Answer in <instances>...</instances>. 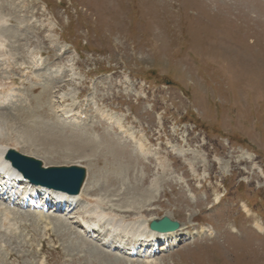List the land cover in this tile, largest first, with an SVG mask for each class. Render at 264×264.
Instances as JSON below:
<instances>
[{
    "label": "rangeland",
    "instance_id": "1",
    "mask_svg": "<svg viewBox=\"0 0 264 264\" xmlns=\"http://www.w3.org/2000/svg\"><path fill=\"white\" fill-rule=\"evenodd\" d=\"M19 1L0 0L9 29L0 41V68L12 60L0 75V98L8 96L3 108L9 84L11 101L28 110L34 130L93 132L97 144L87 157L58 150L47 162L38 152L16 150L44 167H84L89 181L82 199H88L57 216L62 224L25 212V222L34 225L24 226L20 212L10 210L16 215L7 225L19 223L18 236L0 230V264H264V237L251 229L256 220L264 226V0ZM17 25L23 28L15 33ZM19 68L38 85L18 79ZM100 110L121 119L139 152L99 122ZM69 111L92 126H63L61 115ZM94 181L99 184L91 187ZM128 189H152L147 210L122 203ZM216 197L221 204L208 210ZM89 202H101L126 225L140 211L145 219L166 216L187 229L209 223L217 236L172 245L151 263L111 259L69 226L82 216L104 223L86 213ZM227 225L240 235H230Z\"/></svg>",
    "mask_w": 264,
    "mask_h": 264
},
{
    "label": "bare ground",
    "instance_id": "2",
    "mask_svg": "<svg viewBox=\"0 0 264 264\" xmlns=\"http://www.w3.org/2000/svg\"><path fill=\"white\" fill-rule=\"evenodd\" d=\"M5 23H6V16L0 13V41H2V38H5V36L8 34V30H6V28H5V25H6ZM0 54H3V52L0 51ZM2 87H3L2 82H0V88H2ZM3 91L1 93H3ZM7 97L8 96L6 94L0 98V106H2V104L6 103ZM2 110L5 111L4 108ZM2 110L0 111V177L1 176L7 177L6 182L3 183L4 185L7 186V189L14 186L12 180L14 181L18 177V175H16V173L12 169H10L9 162L4 160V154L6 153L7 150H14V151L21 150L22 153L30 154V155H32L34 152H35L34 153L35 155H38V154H36V152H38L42 155V156H40V155H38V156H40L41 158H43V160H45V162H47V158H48L47 155H50V154H52L58 150H62V151L66 150V151L72 152V153H81V156H80L81 158L87 157L88 156L87 152L89 150H91L92 147L95 148V145L97 144L96 141L94 140V137L92 138V136H91V134L93 132H91V133L90 132H84V133H80V134L72 133L73 135L72 134L63 135L62 133L52 134L55 131V130H53L54 129L53 127H49L50 129H48L49 131L52 130V133L49 131H48L49 133H47V132H45L46 130L45 131L34 130L36 128V126H33V125L29 124V122H28L29 119H31L32 117H29V114L25 110H23V111L22 110H13L12 113H14V114L8 113V112H3ZM99 116H100L101 122H103L104 124H107L109 127H115L117 130L121 129V127H122L121 122L122 121L115 113H109L108 111H102V112H100ZM26 123H28V125L24 126V125H26ZM21 125H22V127H20ZM43 125H47V124H43ZM47 126H45V127H47ZM45 127H44V129H45ZM88 133H90V135H88ZM95 136H97V134H95ZM105 139H107V138H105ZM100 141H102V140H100ZM111 142H113V141L111 140ZM109 143H110V141H109ZM113 143H111V144H113ZM103 145H105V144H103ZM103 145H102V147L105 148V146H103ZM108 146H110V145L108 144ZM99 147H101V146H99ZM87 148H89V149H87ZM107 148H109V147H107ZM117 148H118V146H117ZM109 149H112V148H109ZM114 150H115V148H114ZM95 152H97V151H95ZM102 153L103 152H101L100 155ZM104 154L105 153H103L102 156ZM117 154L119 155V153H117ZM94 155H95V153H94ZM31 158H33V157H31ZM87 159H89V158H87ZM88 162H90V161H88ZM119 169L121 170V168H119ZM113 170H114V168H113ZM116 176H118V175H116ZM121 179H123V177H121ZM88 181H89V177L87 179L86 184L84 183L80 193L76 196H67V195H62V194L57 193L55 195V197H53V198L59 202L65 203L67 206H70V207L72 205H76L83 198V191H84L85 187L87 186ZM95 181L91 183V185H90L91 187H94V186H96V184H99V183H96ZM98 190H100V189H98ZM140 190H141V188H140ZM151 190L150 189L149 190L143 189L141 192L138 191L139 192L138 193L137 191L131 192L128 189L126 192L127 195L122 199V203L126 207L128 206L131 209H134V208L137 209V211L138 210L141 211V210H145V209L147 210V208L150 206L151 201H153ZM100 191H102V190H100ZM9 193H11V189H10ZM100 194H103V193H100ZM218 200L219 199L217 198L216 203ZM59 206H61V203ZM104 207H105V205H103L101 202H89L86 205V209H87L86 213L94 215L95 220L98 222L107 223V225L111 228L112 231H119L122 234L127 235V236L129 234H133L137 238H140V237H145L146 236L145 234L150 232L149 236L151 238H154L155 235L158 234V233H153V232L149 231L148 229L146 230V226H148L149 222H151L153 219L152 220L145 219L142 216V214L140 213V211H139L138 216L137 215L135 216V222H133V224L129 223V225H126L121 220L114 219L113 216H110L109 214L105 213ZM2 208H5V207H1V205H0V223L5 222L6 220L10 219V217H7L6 219H4L6 216L11 215V219H12V218H14V215H16L15 213L11 212L8 208H5L8 211V213H5V211L2 210ZM111 208H112V206H110V209ZM121 212L126 213V210L125 211L121 210ZM56 222H58L59 224H62L60 219H57ZM81 223L83 224V226H86L85 222H81ZM89 223L92 227L93 226L92 222H89ZM89 223H87V224L89 225ZM122 225L123 226L126 225L125 230L122 227ZM91 227L86 226V228L88 230L91 229ZM179 232L180 231L178 230L175 233L163 234V236L173 237L175 234H177ZM160 235H162V234H160Z\"/></svg>",
    "mask_w": 264,
    "mask_h": 264
},
{
    "label": "water",
    "instance_id": "3",
    "mask_svg": "<svg viewBox=\"0 0 264 264\" xmlns=\"http://www.w3.org/2000/svg\"><path fill=\"white\" fill-rule=\"evenodd\" d=\"M7 157L13 161L14 165L18 167L27 178L35 183L56 190L77 193L79 185L84 177V170L78 167L42 169L40 162L17 155L13 151H9ZM178 226L176 222H171L167 218L150 224L152 230L159 232L174 231Z\"/></svg>",
    "mask_w": 264,
    "mask_h": 264
}]
</instances>
